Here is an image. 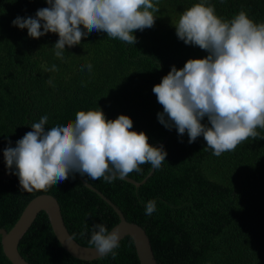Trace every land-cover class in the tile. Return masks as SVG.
I'll return each instance as SVG.
<instances>
[{
    "label": "trees",
    "instance_id": "obj_1",
    "mask_svg": "<svg viewBox=\"0 0 264 264\" xmlns=\"http://www.w3.org/2000/svg\"><path fill=\"white\" fill-rule=\"evenodd\" d=\"M153 3L160 9L155 24L136 30L134 45L93 31L79 45L65 46L61 59L53 49L57 34L32 39L27 29L13 26L17 17L35 18L37 10L49 6L46 0H0V229L9 231L25 206L41 194L56 198L65 227L82 246L92 247L88 241L94 225L102 223L110 231L119 222L114 210L76 173L47 191L26 193L12 174L15 168L10 171L3 157L9 141L15 147L45 115L46 127L51 128L74 122L78 111L101 109L109 120L129 117L130 131L144 132L151 146L160 143L167 152L161 168L139 187L122 179L107 183L80 175L128 222L145 230L158 264H264V129L257 128L256 139L248 138L234 151L216 157L205 149L203 136L189 144L187 132L180 136L175 127L169 130L159 123L157 114L163 107L152 91L172 66L179 70L188 60L208 55L178 39L174 26L185 10L205 3L224 20L244 11L260 24L264 0ZM53 65L57 71L46 70ZM201 123L210 126L207 118ZM140 167V173L128 177L144 180L152 166ZM150 200L156 201V211L148 216L145 206ZM84 231L87 235L82 237ZM119 244L115 259L111 253L93 261L75 259L61 247L42 211L21 238L18 252L29 264H140L130 237ZM0 264H11L1 238Z\"/></svg>",
    "mask_w": 264,
    "mask_h": 264
},
{
    "label": "clouds",
    "instance_id": "obj_2",
    "mask_svg": "<svg viewBox=\"0 0 264 264\" xmlns=\"http://www.w3.org/2000/svg\"><path fill=\"white\" fill-rule=\"evenodd\" d=\"M35 18L17 17L13 26L27 29L39 39L48 33L59 39L53 49L63 58L65 46L79 45L93 31L134 45L133 33L152 28L160 11L153 0H46ZM179 40L208 53L204 59H190L182 69L172 66L160 84L152 89L163 112L160 124L180 136L187 132L189 144L203 136L216 157L234 151L264 129V23L257 24L240 11L231 20L215 14L214 6L197 3L185 10L174 26ZM43 29V31H41ZM92 70V65H86ZM48 71H57L55 65ZM52 83L51 79L48 81ZM167 117V119H165ZM207 118L208 125L201 123ZM48 116L31 125V131L4 149L6 167H13L21 191H47L79 173L91 180L112 183L142 171L149 163L160 169L166 161L163 146L148 143L144 132L130 131L133 121L120 115L115 120L103 111H78L74 122L46 127ZM156 211V201L146 203L145 214ZM87 228V224L85 225ZM82 237L87 232H81ZM120 233L104 224L93 226L89 245L103 258L119 248Z\"/></svg>",
    "mask_w": 264,
    "mask_h": 264
},
{
    "label": "water",
    "instance_id": "obj_3",
    "mask_svg": "<svg viewBox=\"0 0 264 264\" xmlns=\"http://www.w3.org/2000/svg\"><path fill=\"white\" fill-rule=\"evenodd\" d=\"M166 140L167 139H165L163 143H165ZM159 146H161L160 143L155 145V147ZM154 170L155 169L152 168L147 177L141 182H136L129 177L122 180L139 187L146 182L147 178L153 174ZM76 175L86 188L95 192L118 216L119 222L109 232L113 229L118 230L120 233V241L127 236L132 239L140 264H158L155 260L151 243L145 230L135 223L128 222L116 205H114L101 192L83 180L79 173H76ZM42 211L48 216L52 232L57 241L68 254L81 261H93L101 258L92 247H85L78 244L69 234L65 227L60 206L56 198L48 194H41L33 198L25 206L20 217L9 231L0 229L2 251L11 264H29L19 254L18 245L21 238L33 224L37 215Z\"/></svg>",
    "mask_w": 264,
    "mask_h": 264
}]
</instances>
